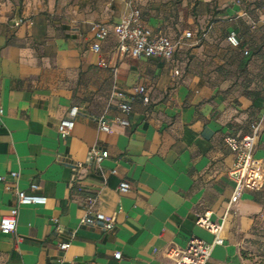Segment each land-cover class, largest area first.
Segmentation results:
<instances>
[{"label": "crops", "instance_id": "obj_1", "mask_svg": "<svg viewBox=\"0 0 264 264\" xmlns=\"http://www.w3.org/2000/svg\"><path fill=\"white\" fill-rule=\"evenodd\" d=\"M129 1L171 40L192 33L172 61L118 53L113 28ZM211 1L196 0L195 20L188 0H117L101 17L68 26L40 0L0 2V217L17 190L47 199L18 207L15 232H0V264H172L169 248L192 237L213 240L196 224L207 211L223 239L207 264H256L264 180L248 182L231 203L234 155L223 137L249 133L264 110V10L218 0L214 12ZM93 25L107 27L108 37L96 41ZM231 31L239 48L227 42ZM136 86L148 102L138 97L124 114L110 93ZM72 107L79 108L74 127L61 137L58 123ZM99 117L109 132L98 128ZM92 148L107 157L76 168ZM254 159L264 161V122ZM121 181L127 192L118 190ZM88 206L113 228L82 223ZM61 243L69 245L61 250Z\"/></svg>", "mask_w": 264, "mask_h": 264}, {"label": "built area", "instance_id": "obj_2", "mask_svg": "<svg viewBox=\"0 0 264 264\" xmlns=\"http://www.w3.org/2000/svg\"><path fill=\"white\" fill-rule=\"evenodd\" d=\"M131 1H129V4ZM92 31L96 41H103L110 33L109 29L104 25H93ZM113 33L118 40V53L123 55L129 53L132 57H155L164 61H172L175 50L181 46L183 39L191 38L193 35L190 31L184 32L175 41L171 40L161 31H157L141 21V11L138 7L130 4V9L123 14L113 28ZM227 42L233 48L240 47V41L235 32L231 31L227 35ZM94 51H99V44L95 43L92 47ZM244 55L248 54L247 50L243 51ZM103 65V62H99ZM174 74L178 75V69L174 70ZM145 88L136 86L133 92L126 93L114 89L110 93V100L118 99V106L124 114L130 111V102L138 97H142V101L147 103L148 98L144 96ZM79 112L78 107H72L68 114L62 118L57 130L61 137L69 135L75 123V117ZM2 109L0 108V114ZM118 124L122 126L128 125L125 118L118 119ZM264 122V110L256 122L251 123L249 133L239 136L226 134L223 137V142L234 155V162L228 172V176L234 182V191L231 198V203L238 199L248 182H256L264 180V161H255L254 151L255 145L260 137L262 124ZM98 128L102 131L109 132L110 126L105 121L104 117L97 119ZM108 152L92 148L89 150L85 161H77L76 168L82 167L85 163L100 164L106 158ZM2 177L0 176V180ZM29 188L34 191L37 189L36 183H31ZM130 185L126 181H121L118 184V190L127 192ZM16 204L8 209V212L0 217V232L2 234H13L17 227L18 207L22 205H45L47 199L43 196L35 194H27L24 190L15 192ZM82 223L88 225H101L105 230L113 228V222L100 212L93 211L90 206L87 207L85 215L81 220ZM196 224L205 228L212 234L214 238L211 242H206L201 238L192 237L189 239L186 246L182 249L171 247L167 251V256L172 260V264H207L210 259L212 248L215 245H221L223 239L220 236L221 225L210 219V212L207 211L199 216ZM68 243H61L59 248L65 250ZM114 258L120 259V253H114Z\"/></svg>", "mask_w": 264, "mask_h": 264}, {"label": "rangeland", "instance_id": "obj_3", "mask_svg": "<svg viewBox=\"0 0 264 264\" xmlns=\"http://www.w3.org/2000/svg\"><path fill=\"white\" fill-rule=\"evenodd\" d=\"M2 0H0L1 2ZM117 0H40L43 10L49 14L55 22L68 26L75 23L79 19H87L91 17H101L109 8V3ZM174 4H178L180 0H170ZM189 13L195 20L200 16L197 12L196 0H188ZM218 0H212L209 10L216 12L220 8ZM223 4L231 6L238 4L248 12H255L257 9L264 10V0H226ZM110 5V7H112ZM212 15L208 12L205 21L211 22ZM258 235L255 238L257 249L255 252V260L264 264V215L257 221Z\"/></svg>", "mask_w": 264, "mask_h": 264}, {"label": "trees", "instance_id": "obj_4", "mask_svg": "<svg viewBox=\"0 0 264 264\" xmlns=\"http://www.w3.org/2000/svg\"><path fill=\"white\" fill-rule=\"evenodd\" d=\"M256 226H257V224H256L255 227H254V229H255V238H256V236L258 235V229H257ZM255 238H254L253 241H254V243L256 244V249H257V245H258V244L256 243ZM254 261H255L256 264H262V263H263V262H260V261L257 262V261L255 260V258H254Z\"/></svg>", "mask_w": 264, "mask_h": 264}]
</instances>
